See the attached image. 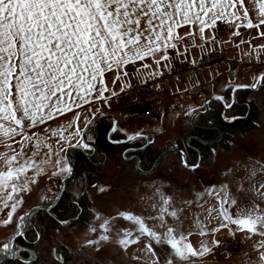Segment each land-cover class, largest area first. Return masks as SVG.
Instances as JSON below:
<instances>
[{
	"label": "snow or ice",
	"instance_id": "obj_1",
	"mask_svg": "<svg viewBox=\"0 0 264 264\" xmlns=\"http://www.w3.org/2000/svg\"><path fill=\"white\" fill-rule=\"evenodd\" d=\"M251 3L250 10L245 7V0H0V206L7 210L3 223L15 225L14 234L0 240V256L9 260L20 257L21 249L16 242L33 222V209L23 214L17 209L23 204L24 193L32 191L31 186L38 182V177L47 174L50 180L56 178L59 183L63 176L66 184L75 177L76 171L65 148L96 151L95 137L90 133L97 114L103 115L96 102L107 104L109 95L106 93L113 97L117 95L110 89L105 74L114 73L115 78L111 80L114 85L122 75H128L124 71L127 65H135L147 58H151L157 67L147 73L141 83L164 75V70L172 73L175 57L183 56L188 60L190 47L203 49L208 43L222 46L225 41L217 39L221 24L234 26L233 36L240 35L241 27L255 29L261 42H248L255 55L251 52L243 55L264 64L261 59L264 0H251ZM185 26L187 30L181 35L178 30ZM206 30H212L211 35L205 36ZM197 32L199 44L195 43ZM186 38L193 43H185ZM181 44L183 51L179 47ZM170 49L174 50L175 57L170 55ZM211 51L213 49H209L208 54ZM161 62H164L163 69ZM196 63L195 58L190 61L193 66ZM140 67L148 69L150 65L142 63ZM176 79L179 81V76ZM253 80L251 84H237L231 90L264 86V69L259 70ZM198 84L197 81L193 87ZM160 86V83L154 85ZM127 87L134 85L129 82ZM120 91H125L123 85ZM221 100L224 97L220 95L206 97L200 107L207 112L213 101ZM225 105L233 106L227 101ZM74 108L81 111L74 113V123L67 128H43V132L56 138V144L60 146L58 152L50 143L41 140L37 132L30 133L31 129L46 125ZM184 114L191 115L194 123L199 112L191 109ZM81 117L83 127L79 123ZM225 118L235 119L227 115ZM109 130L117 131L115 121ZM127 139L154 144V139L143 130L133 132ZM44 148L47 152L40 157ZM211 152H216L215 147ZM191 154L193 159L189 161L188 154L180 149V163L193 170L202 167V160L200 164L196 163L197 154ZM47 165L54 170L49 173ZM244 165V178L253 192V199L240 207L235 199H229L228 183H223L219 189H214L220 202L218 222L211 228L199 223V234L206 237L209 232L215 234L220 229H231L259 236L260 240L254 245L257 253L254 264H264V161H245ZM86 179L87 176H82L75 186L77 195L73 199L80 207L74 208L73 217L77 212L81 213V218L91 216L93 223L86 231L95 236L85 241L88 245L112 241L125 250L133 244L142 245V255L134 259L143 264H188L192 257H203L213 250L204 243L199 248L194 247L188 239L191 233L185 235L182 230L180 213L183 208L180 204L191 205L193 201L178 203L160 186L153 184L150 198L155 201L153 207L158 208V213L149 217L154 221L149 226L141 215L131 211H118L115 216L101 215L99 211L87 212L84 201L78 197L86 194L89 186H96L91 185L90 180L86 184ZM100 190L104 189L101 187ZM58 192L59 189L42 198L53 212L52 202L56 201V207H60L64 199ZM204 194L211 193L205 191ZM229 205H235L237 210L233 212ZM34 207L36 215L45 210L43 204ZM169 215L173 218L171 223L167 219ZM117 217L131 222L130 225L119 226ZM55 219L59 224L69 223L59 214ZM40 236L37 229L35 237L39 239ZM219 244V240H212V245ZM54 256L53 264H70V256L56 250ZM18 264H22V259Z\"/></svg>",
	"mask_w": 264,
	"mask_h": 264
},
{
	"label": "rangeland",
	"instance_id": "obj_2",
	"mask_svg": "<svg viewBox=\"0 0 264 264\" xmlns=\"http://www.w3.org/2000/svg\"><path fill=\"white\" fill-rule=\"evenodd\" d=\"M237 7L239 8V5ZM245 7L251 10V0H245ZM186 30L187 26L180 28L178 31L183 35ZM233 30L234 26L221 24L217 39L225 41L222 46L217 43H208L205 44L203 49L199 47L189 48V51L196 49L201 54L198 59L209 55V49L215 51V49L218 50L220 48L228 50L230 57L223 62L224 64L221 67L216 66V68L211 69L204 76L171 83L163 91H157L155 93L156 99L150 105L155 119L152 120L150 116H144L142 114L129 118V113H141L144 109L142 105H138L136 109L131 108L126 110L123 104L112 106L109 103L96 102V106L100 108L103 115L99 116L97 114L98 118L95 120V123L101 118L110 115L116 118L117 133L122 135V138L127 139V136L133 132L143 130L146 135L154 139L156 145L163 152L171 147L177 148L176 143L183 136L182 128L192 122L191 115H185L184 113L190 112L191 109L202 112L200 106L203 102L184 101L182 99V97L187 95V91L194 88L193 85L197 81L199 84L196 87L204 83L208 85L207 96H223L230 87V94L233 95L231 89H234L237 84L253 83L254 75L258 76L259 70L264 69V64L257 62L258 68L254 73L239 72L241 65L236 60L242 58L249 59L248 56H240L239 54L251 52L255 55V50L250 48L248 42L257 44L261 42V38L255 35V29L241 27L239 29L240 35L238 36L232 35ZM211 32L212 30H206L205 36L211 35ZM241 41H244V43H240ZM185 43L191 45L193 42L186 38ZM195 43H200L198 32ZM179 47L183 51L184 45L181 44ZM169 52L170 55L175 57L174 50L170 49ZM261 59H264V51H261ZM191 60H189V57L188 60H185L183 56H179L175 57L173 63L176 66L188 64L187 62ZM142 63L150 65L148 69L144 70L145 73L139 74L135 71L133 74L130 72L131 67H140ZM163 63L161 62V69H163ZM156 67L152 59L147 58L145 61H137L135 65H127L124 71L128 75H122L120 79L116 80L114 85L111 84V80L115 78L113 72L106 73L105 79L109 82L110 89L118 92L122 85L127 87L129 82L132 85L134 83H140L142 79L146 78V74L156 69ZM106 95H109V100L113 97L110 93H106ZM134 100L136 102L138 101L137 99ZM249 100L257 102L263 113L262 121L259 122L258 129L236 137L233 143H225L222 139L217 144L208 145V147H215L216 152L208 153L205 158L200 155L203 166L196 170L186 169L180 163L179 155L177 156L175 154H170V156L163 160L161 166L159 168L157 167L156 171L152 174H143L141 171L148 172L153 167L146 170L137 168V170L139 169L137 172L134 166H121L113 161L104 162L98 169V183L89 192L94 211H99L101 215L105 216H115L118 211H131L141 215L146 223L151 226L154 224V221L149 219V217L155 216L158 213V208L153 207L155 201L150 198L153 192L152 186L155 184L160 186L164 193L171 195L178 203L182 201H193L191 205L180 204V207L183 208V211L180 213L182 230L185 235L189 232L191 233L188 239L194 247L199 248L200 244L204 243L213 249L203 257H192L188 264H254L257 258L254 245L260 240L259 236L247 234L242 231L233 232L231 229H220L215 234L209 232L206 237H202L199 234L200 229L198 227L199 223H203L208 228H211L218 222L220 202L216 198L214 189H219L223 183H228L229 199H235L240 207H245L253 199V192L249 189V184L246 178H244L246 176L244 162L264 161V90H259V88L250 90ZM224 101L229 102L228 97H225ZM132 110L137 112L133 113ZM79 111L81 110L75 108L67 111L62 116L56 117L54 121H49L46 125H40L37 128L31 129L30 133L33 131L37 132L41 140L50 143L53 149L58 152L60 146L56 144V138L51 137L50 133L43 132V128L46 126L52 128L63 126L67 128L70 123H74V113ZM89 118L92 119L90 113ZM79 123L83 127L84 121L82 117ZM122 138L120 137V139ZM218 140L211 142H217ZM187 141L190 143V139ZM67 150L68 148H65L64 152H67ZM46 152L47 148L42 149L40 157H43ZM84 152V155L93 153L91 150H84ZM60 155L63 156L64 153H60ZM130 155L128 154L126 157L129 158ZM52 159L55 160L56 157L53 156ZM197 160L196 163L198 162ZM46 167L49 173L54 170L51 165H47ZM28 175L31 177V171H29ZM63 181V176L59 178V183H57L56 178L50 180L49 175L41 174L38 177V182L31 186L32 191L24 193L23 204L18 207L17 212L23 214L28 212L30 208H35L34 206L38 204H43L46 208L47 201L42 198L45 195L51 196L57 189L60 190ZM101 187L104 189L103 191L100 190ZM205 191L211 194L205 195ZM197 193L200 195H197ZM229 207L233 212L237 210L235 205H229ZM6 211V209L0 206V240H3L6 236L13 235L15 230L13 223L7 225L3 223V220L6 219ZM167 219L170 223L173 222V218L170 215ZM116 223L123 227L130 225L131 222L117 217ZM90 224L77 225L70 230L60 232L57 240L67 248L69 252L68 256L71 257L70 264H143L142 261L134 259V257L142 255L140 251L142 245L133 244L125 250L118 243L112 241L102 242L98 245H88L85 243L87 239L95 236V234L86 231ZM213 239L220 241L219 246L212 245ZM43 245V253L41 252L42 259L48 264H53L56 243L51 242L47 244L46 242ZM226 246L227 248H225ZM225 249H227L228 254L231 253V255L229 254L230 257Z\"/></svg>",
	"mask_w": 264,
	"mask_h": 264
},
{
	"label": "trees",
	"instance_id": "obj_3",
	"mask_svg": "<svg viewBox=\"0 0 264 264\" xmlns=\"http://www.w3.org/2000/svg\"><path fill=\"white\" fill-rule=\"evenodd\" d=\"M233 56L235 55L233 54ZM230 88L224 93L225 95H223V97L224 100L225 97H228L229 103L233 105L232 107H227L225 103L221 101H213L211 108L207 112H204L202 109V112L199 113L193 124L191 122L189 125L182 128L183 136H181L182 139L176 143V147L184 150L188 154L189 161L193 159L192 152L197 154L195 159H199L200 155L205 158L208 153H211L212 148L204 146L194 140L192 141L191 138L210 142L222 138L225 143H233L236 137L258 129L259 122L262 121L263 113L257 102L249 100L250 90H238L235 95H231ZM259 90L262 89L259 88ZM226 115L234 116L235 119H226ZM112 122L113 121L109 119H102L92 126L93 130L90 134L95 137L96 151L90 154L89 157L79 151L72 152L76 175L66 184L63 192L64 199L60 207H56L54 212H41L39 215H36V212L32 213L33 222L29 227L23 230L25 235L20 237L16 242L17 246L21 249L20 257L14 256L9 260L1 256L0 264H18L20 259H22V264H48L42 259L41 255V252L43 253V244L46 242L47 244L55 242V250L59 251L62 255H68L69 252L67 248L57 240L60 232L70 230L77 225H88L92 223L91 216L84 215L81 218L80 212H77L75 217H73L74 208L80 207V205L75 203L73 197L77 195L75 186L79 184L82 176L88 177V179L85 180L86 184H88L90 180L91 185H97L98 169L104 162L110 161L116 162L121 166H134L137 172V164L141 170L150 169L154 166L159 156L163 153V150L156 145L155 142L144 148L146 142L136 139L134 141V146L144 149L135 153L133 158H127L124 156V152L128 146L114 142L115 138H122V135L110 134L109 129ZM188 139H190V143L187 141ZM175 155L178 156V154ZM81 156H83V158H81ZM163 160L159 163L158 168L163 163ZM92 188L93 187L89 186L86 194L82 193L78 197L84 201L87 212H95L92 200L89 197V192ZM58 214L69 220V223L59 224L55 219ZM37 229L41 233L39 239L35 237Z\"/></svg>",
	"mask_w": 264,
	"mask_h": 264
},
{
	"label": "built area",
	"instance_id": "obj_4",
	"mask_svg": "<svg viewBox=\"0 0 264 264\" xmlns=\"http://www.w3.org/2000/svg\"><path fill=\"white\" fill-rule=\"evenodd\" d=\"M229 57V51L221 48L216 52H212L211 54L200 58L194 66L190 63L176 65L175 71H173L172 73H168L167 70H164V75L159 76L156 79H148L146 84L141 82L134 83V87H125L124 92L118 91L117 95L109 100V104H111L112 106L123 104V107L126 110H129L131 108L136 109L138 105H142L144 109L141 111V113L132 110L133 113H137H129V118H133L134 116L142 114L144 116H150L153 120L155 119V116L153 114V110L150 109V105L153 103L152 101L156 99L155 93L157 91H163V89L167 88L168 85L170 86L171 83L182 82L186 79L190 80L191 78L194 79L200 76H204L208 71L216 68V66L221 67V65L224 64L223 62ZM236 61L241 65V69L239 72L242 73H254L258 68V64L255 59L250 60L247 58H242ZM177 76H179V81H177L176 79ZM156 83H160L161 86L159 88L154 87ZM208 89V85L204 83L203 85H200L196 88H191L189 91H187V95L182 97V99L184 101L188 100L204 102L205 98L209 97L206 94ZM134 99H137L138 101L136 102ZM225 248H227V246ZM225 250L227 252V249ZM229 254L231 255V253Z\"/></svg>",
	"mask_w": 264,
	"mask_h": 264
},
{
	"label": "water",
	"instance_id": "obj_5",
	"mask_svg": "<svg viewBox=\"0 0 264 264\" xmlns=\"http://www.w3.org/2000/svg\"><path fill=\"white\" fill-rule=\"evenodd\" d=\"M235 88V87H234ZM259 88V87H258ZM258 88H256V89H258ZM237 90H255V89H237ZM236 90V91H237ZM235 91V92H236ZM233 95H234V92H233ZM213 96V95H212ZM211 97V96H210ZM221 102H223L224 103V100H221ZM199 113H201V112H199ZM103 119H109V120H112V121H115V124H116V126H117V120H116V118L115 117H113V116H106V117H103ZM92 130H93V128H92ZM192 140H194V141H196V142H198V143H200V144H202V145H204V146H208V145H214V144H217V143H219V142H221V140H222V138H220L217 142H208V141H203V140H200V139H197V138H191ZM134 140H136V139H134ZM134 140H132V141H129L128 139H126V140H119V141H116V143H118V144H128V143H130V142H133ZM150 144H146L145 145V147L144 148H146L147 146H149ZM144 148H141V149H137V151L139 152V151H141V150H143ZM179 150L180 149H178V148H168L166 151H164L160 156H159V158L157 159V161L155 162V164H154V166H153V168H152V170H150V171H148V172H143V171H141V173H143V174H152L153 172H155L156 171V169H157V167H158V165H159V163L166 157V156H168V155H170V154H178L179 155ZM74 151H79V152H81V153H83V154H85V152H84V150H82V149H79V148H74V149H68L67 150V157L68 158H70V160H71V164L74 166V163H73V156H72V152H74ZM134 151H136V150H134ZM88 157L90 156V155H87ZM180 156V155H179ZM201 163V156L199 157V159H198V162H197V164H200ZM183 165V164H182ZM184 166V165H183ZM185 167V166H184ZM137 168H139V165L137 164ZM186 169H188V170H193V169H190V168H188V167H185ZM74 169H75V166H74ZM198 169V168H197ZM68 183V182H67ZM66 183V184H67ZM66 184L64 183V181L62 182V185H61V189H60V192H59V195H62L63 196V192H64V188H65V186H66ZM51 207L52 208H56V201L54 202V203H52V205H51ZM37 210H36V208H33V212L32 213H34V212H36ZM51 211V209L50 208H48V207H46L45 208V210L43 211V212H50Z\"/></svg>",
	"mask_w": 264,
	"mask_h": 264
},
{
	"label": "flooded vegetation",
	"instance_id": "obj_6",
	"mask_svg": "<svg viewBox=\"0 0 264 264\" xmlns=\"http://www.w3.org/2000/svg\"><path fill=\"white\" fill-rule=\"evenodd\" d=\"M259 88H261V89H263L264 90V86H261V87H259ZM103 118H101L100 120H102ZM103 120H105V119H103ZM117 127V126H116ZM118 134L117 133V131L116 132H111L110 131V134ZM119 135V134H118ZM111 138V137H110ZM119 140H126L125 138H122V139H120V138H115L114 139V142H116V141H119ZM112 141H113V139H112ZM135 141V140H134ZM134 141L133 142H130V143H128V144H125V145H127L128 147H127V149L125 150V152H124V156H127L128 154H131V156L130 157H134L135 155V153H137L138 151H137V149H140V147H136V146H134ZM146 144H147V142H146ZM134 150H136V151H134Z\"/></svg>",
	"mask_w": 264,
	"mask_h": 264
},
{
	"label": "crops",
	"instance_id": "obj_7",
	"mask_svg": "<svg viewBox=\"0 0 264 264\" xmlns=\"http://www.w3.org/2000/svg\"><path fill=\"white\" fill-rule=\"evenodd\" d=\"M218 44V43H217ZM218 47V46H217ZM217 49H215V51H216ZM211 52H214V50L213 51H211ZM207 54V53H206ZM188 57H189V60H191V59H193V58H196L197 56V58L196 59H198L199 58V56H201V54H199L197 51H196V49H192L191 51H189L188 52ZM240 56H243V54H239ZM188 63V62H187ZM137 69H139V74H141V73H145V69H142V68H140V67H137V68H135V66L134 67H131L130 68V72L131 73H133L134 74V72L136 71L137 72ZM144 71V72H143Z\"/></svg>",
	"mask_w": 264,
	"mask_h": 264
}]
</instances>
